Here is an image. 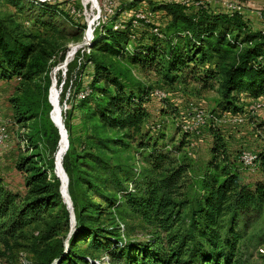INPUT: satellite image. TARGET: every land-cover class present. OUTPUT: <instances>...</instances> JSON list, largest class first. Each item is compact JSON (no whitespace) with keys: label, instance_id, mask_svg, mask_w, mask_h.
I'll list each match as a JSON object with an SVG mask.
<instances>
[{"label":"trees","instance_id":"obj_1","mask_svg":"<svg viewBox=\"0 0 264 264\" xmlns=\"http://www.w3.org/2000/svg\"><path fill=\"white\" fill-rule=\"evenodd\" d=\"M138 1L120 3L114 14L97 23L88 45L91 53L75 74L79 77L87 63L92 65L90 92L78 100L80 132L73 135L68 113L62 121L68 145L61 167L67 177L72 224L54 174L59 136L48 118L47 101L49 66L62 61L64 52L50 63L57 54L53 45L34 43L31 35L18 31L11 14L0 12V81L19 82L20 94L10 99L13 116L29 129L26 141L32 138L34 148L42 143L46 149L45 160L40 153H30L16 163L23 175L22 196L7 190L0 179L3 237H14L53 212L36 238L39 248H34L31 264H240L241 232L263 211L264 177L251 186L240 183L215 121L210 119L201 128L208 129L211 143L204 169L195 176L186 157L179 155L193 135L181 132L171 146L164 143L163 123L143 130L144 103L151 89L131 81L130 69L118 71L96 55L152 70L169 88L186 82L201 89L215 87L218 97L208 113L219 119L225 113H241V95L264 97V29L252 30L240 14L181 1L151 4L162 17L161 39L146 26L132 28L126 19L113 29L120 12ZM1 2L13 12L27 14L33 26L54 34L76 40L84 30L70 22L68 30L61 25L67 16L58 7L63 1ZM78 57L75 52L66 63L64 80L58 78L62 94ZM128 148H133L130 164L120 156ZM255 154L256 168L264 176V149ZM137 163L146 164L148 171L136 168ZM115 213L123 222L124 216L136 219L144 236L126 237L125 224L115 223ZM80 242L85 247L75 251ZM102 256L104 261L99 260Z\"/></svg>","mask_w":264,"mask_h":264},{"label":"rangeland","instance_id":"obj_2","mask_svg":"<svg viewBox=\"0 0 264 264\" xmlns=\"http://www.w3.org/2000/svg\"><path fill=\"white\" fill-rule=\"evenodd\" d=\"M49 2H61L58 7L67 14L66 18L62 19L61 25L68 30L69 24L83 25L84 30L79 35L78 39H71L66 35H58L52 31L35 27L31 24L27 14L24 12H13V9L6 3H0V12L9 13L12 15V20L18 27V31L23 34L31 35V40L41 47H49L53 45L57 50V54L50 59V63L57 62L58 56L64 52V59L71 60L78 54L75 67L71 72V78L68 80L65 91L62 94L61 81L65 77L66 65L63 66V61L56 65L49 66L48 76L50 85L47 89V98L49 96L51 105H53L52 117L55 121L58 118V110L60 108V118L63 121L64 113H68L69 121L72 126V133L75 135L80 132L81 111L78 108V100L74 99V93L89 83L92 74V65L87 63L80 71L79 77L75 78L80 62L83 57L91 53L88 47L92 36L93 28L99 21L102 20L104 11L102 9L101 0H47ZM142 1V2H141ZM166 1H183V0H140L136 6L140 8H150L151 4L166 2ZM194 5H207L213 10L222 9V4L227 0H188ZM241 8L243 18L250 23H260L259 28L264 26V0H236ZM123 3L124 0H119ZM98 7V9L95 8ZM98 11V12H97ZM260 19V20H259ZM262 20V21H261ZM154 21L157 24L162 23L160 12H155ZM251 28V26H250ZM97 59H102L105 64L114 69L126 72L130 69L129 78L131 81H137L150 89H160L165 96L162 99H156L147 96L144 103L146 109V117L143 119L141 128L147 129L148 126L163 123L162 131L164 133V143L175 146L180 137L181 131L179 124L189 121L192 110L203 109L208 113L214 108L213 101L218 97L216 88L201 89L199 86L188 84L187 87L169 88L160 77L152 70H141L137 67L125 65L123 61L109 56L107 54H97ZM67 61V62H68ZM19 82L11 78L9 80L0 81V121L4 123L7 131V143L5 147L0 148V179L2 185L9 191L23 195L25 188L23 184V175L16 168L20 157L30 153H40L45 160L46 149L42 143L34 148L32 138L28 143L27 137L30 135L29 129L18 124L13 116V109L10 104V99L20 94ZM176 89V90H175ZM69 92L66 97V92ZM249 100V97H246ZM262 101L260 109L250 115H243L241 123H233L230 120H225L217 123L218 135L226 145L228 161L233 164L236 170L240 183L252 185L256 181L263 179V173L259 168L243 167L238 161L237 156L241 151L248 150L254 153L264 149V97H259ZM246 100V101H247ZM243 104L245 102H242ZM51 107V106H50ZM214 110V109H213ZM218 112V111H216ZM243 112L241 111L240 114ZM220 116L222 115L219 113ZM163 121V122H162ZM179 129V130H178ZM192 146H184L179 155L186 157V162L189 164L192 174L195 176L200 174L204 169V165L209 158V146L211 143V135L208 129L200 130L198 135L188 136ZM62 147V145H61ZM130 147H134L130 143ZM133 148H128L126 151L120 152V156L125 163H133ZM136 168H140L143 172L148 171V167L144 163L135 164ZM58 167V166H57ZM52 213L48 212L39 222L33 223L25 227L19 234L14 237H3L0 235V264H31L35 258L36 238L39 237L46 228V222L52 219ZM115 223L120 222L125 224L123 234L126 237L135 239L141 238L145 234V230L138 224L136 219L129 216H124V222L115 213ZM104 219V218H103ZM110 221V220H105ZM104 223V221H103ZM125 227H128L127 229ZM132 227V228H129ZM240 250V264H264V208L261 214L250 221L242 230L241 238L238 242ZM40 245V243H37ZM85 247L84 242L78 243L74 250H80ZM100 261H104L102 256Z\"/></svg>","mask_w":264,"mask_h":264},{"label":"built area","instance_id":"obj_3","mask_svg":"<svg viewBox=\"0 0 264 264\" xmlns=\"http://www.w3.org/2000/svg\"><path fill=\"white\" fill-rule=\"evenodd\" d=\"M125 2H133L134 0H124ZM184 4H190L188 0L181 1ZM102 9L104 11V14L102 16V20H106L110 15L114 14L115 11H117L119 8V0H101ZM196 5V4H195ZM96 9L98 7L96 6ZM222 11L228 14L237 13L242 15L241 8L236 0H227L225 3L222 4V9L217 10ZM98 12V11H97ZM123 17H121V20H116L113 23L112 28L117 29L121 27V22L123 21L124 17H127V20L130 21V25L132 28H138L142 26H146L149 30V32L154 35L155 37L161 39L163 37L162 30H161V24H157L154 21L155 12L152 11L150 8H140L138 6H134L128 10H123L120 12ZM134 38V34H131L130 39ZM90 92V89L87 85L83 86L81 89H79L77 92L74 93V99L79 100L83 98L85 95H87ZM69 92H66V97H68ZM149 96L154 97L156 99H162L164 98L165 94L160 89H151L149 91ZM242 98L241 101L245 102L243 104V110L242 114L235 113H225L223 114L219 119H215L212 117L210 113L205 112L203 109H196L194 108L192 110V114L189 117V121L180 123L179 129L181 132L190 133L192 135H198L200 133L201 128L212 119L216 123L221 122L222 120H230L233 123H241L243 121V115L246 114H254L256 113L261 105L262 101L259 98L255 99H249L246 101V99ZM7 131L5 129L4 123L0 121V148L5 147L7 143ZM192 146V143H189V147ZM238 161L243 167L247 168H256V154L252 151L244 150L241 151L238 155Z\"/></svg>","mask_w":264,"mask_h":264},{"label":"water","instance_id":"obj_4","mask_svg":"<svg viewBox=\"0 0 264 264\" xmlns=\"http://www.w3.org/2000/svg\"><path fill=\"white\" fill-rule=\"evenodd\" d=\"M36 1H47V0H36ZM96 8V6H95ZM68 61V60H67ZM67 61L64 59L63 61V66L66 65ZM47 101L49 103V105L51 106V109L48 113V118L51 121V123L57 128L58 131V141H57V149L54 153V174L55 176L58 178L59 180V193L63 199V203L65 204L66 208L69 211V215H70V223H73V213H72V207H71V203L67 194V189H66V185H67V177L61 167V157L63 155V153L65 152L68 142H67V138H66V132L65 129L63 127L61 118L59 116V110H58V118L57 121H54L51 117V112H52V105L51 102L49 100V96L47 98ZM60 109V108H59ZM60 142H62V147H59ZM57 165H58V170H57Z\"/></svg>","mask_w":264,"mask_h":264},{"label":"crops","instance_id":"obj_5","mask_svg":"<svg viewBox=\"0 0 264 264\" xmlns=\"http://www.w3.org/2000/svg\"><path fill=\"white\" fill-rule=\"evenodd\" d=\"M158 12H159V11H158ZM121 17H123V15L119 14L117 20H121V19H120ZM263 17H264V16H263ZM125 19L127 20V17H126V16H125L124 19H122V20L124 21ZM259 20H260V19H259ZM261 21H262V20H261ZM250 24H251L250 26H251V29H252V30H263V29H264V26H263V29H260V28H259L260 23H258V22H255V21H254L253 23H250ZM188 84H190V85L193 86V85H195L196 83H195V82H191V83L186 82V83H184V84H177V85H174V88H176V87L179 88V87H181V86H183V87H187ZM175 90H176V89H175ZM241 97L244 98V99L246 98V96H244V95H241ZM244 99H243V100H244ZM246 99H247V98H246Z\"/></svg>","mask_w":264,"mask_h":264},{"label":"bare ground","instance_id":"obj_6","mask_svg":"<svg viewBox=\"0 0 264 264\" xmlns=\"http://www.w3.org/2000/svg\"><path fill=\"white\" fill-rule=\"evenodd\" d=\"M50 100V99H49ZM52 107H53V105H52ZM53 111H54V109H52V112H51V117H52V113H53ZM60 113H61V110L59 109V116H60ZM52 119H53V117H52ZM54 120V119H53ZM55 121V120H54ZM66 138H67V136H66ZM61 145H62V142H60V144H59V147L61 148ZM58 166V165H57ZM57 170H58V167H57Z\"/></svg>","mask_w":264,"mask_h":264}]
</instances>
